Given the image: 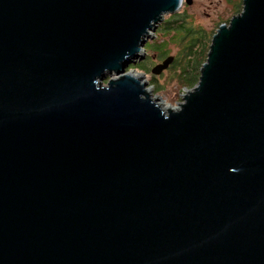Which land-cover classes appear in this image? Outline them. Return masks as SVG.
<instances>
[{
	"label": "water",
	"instance_id": "obj_1",
	"mask_svg": "<svg viewBox=\"0 0 264 264\" xmlns=\"http://www.w3.org/2000/svg\"><path fill=\"white\" fill-rule=\"evenodd\" d=\"M184 2L0 0V264H264V0L165 112L127 69Z\"/></svg>",
	"mask_w": 264,
	"mask_h": 264
},
{
	"label": "rangeland",
	"instance_id": "obj_2",
	"mask_svg": "<svg viewBox=\"0 0 264 264\" xmlns=\"http://www.w3.org/2000/svg\"><path fill=\"white\" fill-rule=\"evenodd\" d=\"M242 2L243 0H192L190 4L184 2L182 7L174 13L176 17L174 16L175 19L171 23L168 18L174 14H166L165 18L157 24L156 30L152 32L153 37H149L144 45L145 53L142 51L143 56L136 59V64H131L130 67H133H129L127 70L137 72L143 78L144 75L146 76L145 79L149 81L148 87L152 88V92L147 91V93L149 96L157 98L160 104L163 102L165 105L181 108L185 95L193 87L186 86V81L179 83L177 72L173 67L175 62L161 74L152 73L153 67L162 63L168 56H180L182 58L184 51L194 43L191 35L195 36L194 39H198H196L197 46L193 45V49H197L195 56L199 57L202 47L209 44L206 45L205 43L210 35L213 36L221 24L229 23L234 15L242 11ZM181 19L188 20L187 28L196 27L202 30L198 34L196 32L188 34L187 28H177ZM166 20L168 21L164 23ZM167 26L171 28H167ZM139 63L141 64L139 65ZM136 66H140L143 70L136 68ZM110 78L108 76L104 82L107 83ZM165 105L161 108L168 112L165 110Z\"/></svg>",
	"mask_w": 264,
	"mask_h": 264
},
{
	"label": "trees",
	"instance_id": "obj_3",
	"mask_svg": "<svg viewBox=\"0 0 264 264\" xmlns=\"http://www.w3.org/2000/svg\"><path fill=\"white\" fill-rule=\"evenodd\" d=\"M243 5V2L241 4V6ZM175 14L171 15L168 20L171 23L173 21ZM176 17V16H175ZM168 20H166L164 23H166ZM179 20V19H177ZM187 28L188 27V20L187 19H181V22L178 24L177 28ZM167 28H171L170 26H167ZM188 30V34H194L195 32L198 34L200 33V31L202 29H198L196 27H191V28H187ZM193 36V45L197 46V38L194 39V35ZM212 38L213 36L210 35V38L206 41V47H202L200 53L201 55L199 57H196V53H197V49H193V45L190 46L189 49L184 51V54L182 56V58L180 56H176L174 59V70L177 72V76H178V80L179 83H183L184 81L187 82L188 87H195L199 80H200V76H201V71H202V67L203 64L207 61V57H208V53L210 51V45L212 43ZM197 39V40H196ZM153 46V45H152ZM155 48H157V45H155ZM182 59V60H181ZM181 60V61H180ZM194 62V63H193ZM141 63H139L140 65ZM173 64V63H172ZM133 67V66H131ZM130 67V68H131ZM193 67V69L191 70V68ZM136 68L143 70L140 68V66H136ZM148 69V68H147Z\"/></svg>",
	"mask_w": 264,
	"mask_h": 264
},
{
	"label": "bare ground",
	"instance_id": "obj_4",
	"mask_svg": "<svg viewBox=\"0 0 264 264\" xmlns=\"http://www.w3.org/2000/svg\"><path fill=\"white\" fill-rule=\"evenodd\" d=\"M143 52H144V50H142ZM141 51V52H142ZM140 52V53H141ZM143 52L141 53V55L143 54ZM129 74H131V75H133V76H135V77H138L139 79H142L143 78V76L142 75H140V74H138L137 72H133V71H129ZM117 76H114V78H116ZM143 80H144V78H143ZM148 92H152V88H149V87H147V89H146ZM154 101H156L160 106H164L165 105V103L163 104V102H162V104H160L158 101H157V98H153L152 96H150ZM171 109H178V108H176V107H172V106H168V105H165V110H167V111H169V110H171Z\"/></svg>",
	"mask_w": 264,
	"mask_h": 264
}]
</instances>
